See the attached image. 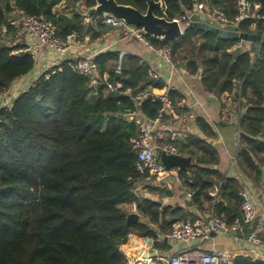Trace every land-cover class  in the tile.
<instances>
[{"label":"trees","instance_id":"obj_1","mask_svg":"<svg viewBox=\"0 0 264 264\" xmlns=\"http://www.w3.org/2000/svg\"><path fill=\"white\" fill-rule=\"evenodd\" d=\"M78 0H0V24L7 23L11 3L29 15L50 20L59 38L74 35L79 41L94 32L79 10L58 12L61 3ZM140 12L144 0H115ZM158 1V0H155ZM155 14L168 20L194 12L204 0H161ZM259 5L264 17V0ZM86 8L95 0H85ZM229 19L237 13L236 0H211ZM102 24L100 13L89 17ZM264 33L263 20H243L238 30ZM92 31V32H91ZM91 32V34H90ZM15 37V29L8 28ZM154 48H170L172 61L190 75L200 73L203 89L239 102L238 149L234 167L254 184L263 176L264 162V42L246 43L229 51L236 39L218 38L212 32L187 27L175 41L145 35ZM23 44L0 41V91L35 67L31 53L12 55ZM71 59L41 72L30 87L17 94L10 108L0 109V264H127L119 247L130 235L150 238L157 246L174 222L193 220L186 208L162 206L135 193V183L148 177L136 170L137 156L131 140L138 136L135 120L125 114L139 109L154 120L159 102L144 99L135 106L133 97L147 87L164 83L149 78V65L142 58L105 51L93 57L99 75L107 80L93 87L88 77L74 72ZM119 83L115 92L107 84ZM172 99L182 95L169 92ZM198 134L188 133L175 141L177 151L192 159L186 171H177L183 189L191 193L189 204L199 213L212 212L227 223L241 219L238 177L219 172L218 152L210 140L212 126L201 116L193 119ZM165 142V141H164ZM146 190L159 197L172 193L157 186ZM138 221H128L131 212ZM232 264H263L236 256Z\"/></svg>","mask_w":264,"mask_h":264},{"label":"built area","instance_id":"obj_2","mask_svg":"<svg viewBox=\"0 0 264 264\" xmlns=\"http://www.w3.org/2000/svg\"><path fill=\"white\" fill-rule=\"evenodd\" d=\"M84 1L78 0L74 3V7L78 10L86 11L88 8L85 7ZM209 1L211 0L197 2L193 13L175 19L180 21L183 29L188 27L190 18L195 14H199V12L222 28L231 27L238 29V23L247 19L264 21V17L260 16L258 12L259 5L249 0H236L237 13L233 19H229L219 8H209ZM10 3L11 10L8 13L7 23L0 24V41L2 37L9 35V27L15 29V34L23 33L26 40L22 47L11 52L12 55L31 53L35 60L38 54H47L60 60L71 59V69L80 75L88 77L91 86L97 87L103 80H107L108 76L106 74L102 78L99 75L97 65L93 61L94 56H73V48L76 41L74 35L64 39L59 38L50 20L42 15H29L12 2ZM101 16L104 25L119 30L126 36L144 43L171 72L177 71L178 68L172 61L170 48H154L146 39V34L141 28L126 24L110 15ZM252 29L253 31L255 30L254 23L252 24ZM246 43L248 42L239 40L238 43L229 48V51L243 49ZM148 76L154 81L161 80V76L152 68L148 70ZM119 88V83L107 84V90L110 92H115ZM16 91L17 88L15 86L0 91V109L10 108L14 98L17 96L15 95ZM171 91H175V88L171 86H164L161 89L147 87L133 97L136 107L147 98L159 102L160 107L154 120L146 119L139 109L125 114L129 120H135L139 131L138 136L131 140L137 156L136 170L140 174L148 173L149 176L145 179H153L158 185H163L170 177L180 181L177 171L173 169L166 170L157 161L156 153L160 151L164 154H179L173 143L184 137V135L179 133L175 124L186 125L195 118L191 107L187 105L184 97L172 99L169 95ZM156 136L165 142L158 145L155 141ZM260 168L264 176V162L260 164ZM185 196L190 199L191 193L187 191ZM239 196L242 199L241 219H235L233 222L227 223L216 214L205 211L193 220L187 219L174 222L171 231L164 238L184 243L186 248L181 249L167 259L160 258L162 264H232L234 257L227 251L213 249L210 253H205L190 247L195 241H208L214 234L218 233L240 238L251 249L264 252V227L258 220L257 203L252 194L245 188L239 191ZM142 241L145 245L152 246L153 244V240L150 238H142ZM123 245L119 247L122 252ZM136 264L154 263L151 258H147L141 259Z\"/></svg>","mask_w":264,"mask_h":264},{"label":"crops","instance_id":"obj_3","mask_svg":"<svg viewBox=\"0 0 264 264\" xmlns=\"http://www.w3.org/2000/svg\"><path fill=\"white\" fill-rule=\"evenodd\" d=\"M72 8L77 11V8L74 6L61 3L56 7V10L65 14H71ZM79 11L86 12L82 9ZM198 15L202 14L199 12ZM86 19L93 26L94 32L99 35L94 39H90V35L88 34L83 39L75 41L73 56H95L101 52L114 50L119 51L121 56L125 54L136 55L142 58L150 68L158 72L164 86L174 87L175 91L184 97L195 117H203L212 126L215 137L210 142L217 150L219 159L215 168L226 176L239 178L242 188L247 189L256 201L258 220L264 227V176H262L258 184H254L234 167L239 139L237 127L239 102L227 94L218 97L215 94L206 92L201 85L199 72L195 75H190L179 68L176 72H171L161 59L144 43L126 36L119 30L104 25L103 22L101 25H97V18L95 16L87 17ZM14 43H26L23 33L15 34ZM36 58L33 71L11 84V86L17 88L15 95L27 90L41 72L61 62L60 59L47 54H38ZM175 126L179 133L184 136L188 133L198 134L193 121L186 125L177 123ZM155 141L158 145L164 143L157 136ZM173 170L178 171L175 168ZM147 186L164 187L172 195L169 197H159L149 193L146 190ZM135 193L139 197L155 200L162 206L183 207L193 215L198 216L201 214L195 207L189 204L190 199L186 198V191L183 189L180 181L175 180L173 177L166 180L163 185H158L153 179H143L137 183ZM163 239V244L159 243L156 246L153 242L152 246H149L143 243L142 237L130 235L122 249L127 264H136L141 259L147 258H151L154 264H162L160 258L167 259L181 249L186 248L184 243L167 240L164 237ZM190 247L191 249L200 250L205 253H210L213 249H220L229 252L233 257L246 256L264 264V252L251 249L244 240L227 234H214L210 240H197Z\"/></svg>","mask_w":264,"mask_h":264},{"label":"water","instance_id":"obj_4","mask_svg":"<svg viewBox=\"0 0 264 264\" xmlns=\"http://www.w3.org/2000/svg\"><path fill=\"white\" fill-rule=\"evenodd\" d=\"M144 2L146 4L144 12H140L130 5L119 4L115 0H95V6L89 8L86 12L78 11V9L77 11L83 17H89L95 13H100L104 16L110 15L126 24L141 28L146 35L162 40L175 41L183 34L185 29L182 28L180 21L176 19L168 20L155 14L156 10L163 8L161 0H144ZM188 27L212 32L218 38L227 40L236 39L249 43L264 42V34L258 30H254L251 33H242L237 28H222L211 22L209 18L198 14L190 18ZM156 159L166 170L175 168L178 171H186L192 163V159L189 156L164 154L160 151H157ZM134 186L136 187L137 183ZM127 220L138 221L139 214L131 212L127 215Z\"/></svg>","mask_w":264,"mask_h":264},{"label":"rangeland","instance_id":"obj_5","mask_svg":"<svg viewBox=\"0 0 264 264\" xmlns=\"http://www.w3.org/2000/svg\"><path fill=\"white\" fill-rule=\"evenodd\" d=\"M14 36L12 33H10L9 35L5 36V37H2L1 38V42L4 43V44H12V42L14 41Z\"/></svg>","mask_w":264,"mask_h":264}]
</instances>
